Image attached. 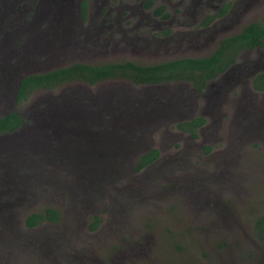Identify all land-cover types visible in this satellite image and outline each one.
<instances>
[{
	"label": "rangeland",
	"instance_id": "1",
	"mask_svg": "<svg viewBox=\"0 0 264 264\" xmlns=\"http://www.w3.org/2000/svg\"><path fill=\"white\" fill-rule=\"evenodd\" d=\"M82 2L70 0L75 22ZM261 19L264 8L248 23ZM9 31L2 29L0 42ZM202 49L197 54L211 50ZM170 56L157 51L138 58L152 63ZM40 62L13 72L8 90L10 82H0V115L16 108L28 119L19 132L0 137V264H264V241L252 236L264 211V102L253 108L250 98L232 100L234 92H225L217 108L214 93L203 97L210 102L208 121L195 138L177 127L205 110L206 101L187 97L188 82L164 87L165 98L146 97L152 90L127 80L73 83L37 90L18 104L16 78L44 71ZM135 89L142 96L128 98ZM79 92L85 100H60ZM57 107L68 108L64 117L49 114ZM21 141L38 149L37 161L11 149ZM152 148L159 160L137 171L139 156ZM197 173L210 179L203 192L184 187V177ZM206 201L216 213L205 209ZM47 205L62 211L61 220L29 229L26 216ZM95 216L102 221L94 231Z\"/></svg>",
	"mask_w": 264,
	"mask_h": 264
},
{
	"label": "flooded vegetation",
	"instance_id": "2",
	"mask_svg": "<svg viewBox=\"0 0 264 264\" xmlns=\"http://www.w3.org/2000/svg\"><path fill=\"white\" fill-rule=\"evenodd\" d=\"M110 1L103 0L98 4V0L92 2L83 0L81 3L83 14L75 22L71 16L70 0H0V35L2 29H10L9 34L2 37L4 42H0V82L1 85L10 82L9 86L2 87L8 90L13 72L20 67L29 66L30 62L36 60H40L48 67L40 72H25L18 76V79H23L31 73H43L76 63L95 67L107 63L124 65L130 63L149 67L176 59L207 57L221 47L225 38L236 36L246 26L255 22L264 25L262 19L248 23L253 12L255 13L258 8H264V0H135L131 4L117 0L122 4L115 8L109 4ZM105 5L107 7L102 11ZM112 9L115 12L111 13ZM104 14L105 16H102ZM233 31L236 33H232ZM208 46L211 49L208 53L197 54V51ZM233 47H230V51L237 52ZM157 51L171 56L152 63L140 61L138 58L156 54ZM179 51H182L181 55ZM227 51L229 50L226 49ZM114 53L125 55L126 58L115 61H105L101 58L103 55ZM176 53L179 56H176ZM65 59L69 61L65 62ZM41 62L37 64L43 65ZM261 74H264V46H255L239 50L236 61L215 79L207 80L201 90L196 88L192 81L181 80L172 83L188 82L191 88L187 86L185 88L187 97L200 98L199 102L206 101L205 110L197 101L192 104L196 109L201 107V113L196 117H203L206 123L210 102L203 97L207 99V95L212 93L215 98L218 97L217 108L221 105L220 96L224 97L225 92H234L232 100L250 98L255 104H252V107L259 109L260 107L256 105L264 102V90L258 89L256 84L264 80L258 79L256 84L254 81ZM111 80H127L134 85L148 87L147 91L152 90L153 94H148L146 97L156 94L159 98L166 97L163 88L172 84L171 82L137 83L133 79L123 77L105 78L96 84ZM73 83H86L92 86L89 82L78 80L68 81L64 86ZM123 91L125 90H119L118 95L123 97L125 95ZM79 94L75 97L63 94L60 100L72 102L74 98H86L82 93ZM142 94L135 89L134 94L128 95V98H140ZM125 99L127 101L126 97ZM257 112L259 111H252V113ZM185 119L182 122L194 118L185 117ZM203 125L198 126L197 130ZM159 158L160 156L148 167L157 163ZM184 178L189 184L185 185V188L188 189L192 184L191 187L199 189V192L205 187V181H210L209 178L204 179L201 173ZM205 203V209L210 208L212 213H216L213 211H217L216 207L207 201Z\"/></svg>",
	"mask_w": 264,
	"mask_h": 264
},
{
	"label": "trees",
	"instance_id": "3",
	"mask_svg": "<svg viewBox=\"0 0 264 264\" xmlns=\"http://www.w3.org/2000/svg\"><path fill=\"white\" fill-rule=\"evenodd\" d=\"M232 46L236 48L235 51L237 52L230 51V47ZM255 46H264V25L259 22L246 26L242 32L236 36L225 38L222 41L221 47L215 53L207 57L176 59L149 67H141L130 63L128 65L107 63L100 67L76 63L69 67H62L43 73H31L21 79L18 85L16 102L20 104L29 100L32 94L37 90H58L68 81L78 80L95 85L100 80L112 77L130 78L137 83H172L187 80L192 81L194 86L201 90L202 87L206 85L207 80L215 79L218 75L226 71L231 63L236 61L239 50L254 48ZM226 49L229 51L226 52ZM258 79L264 80V74L255 78V84ZM263 82L256 84V87L260 90H264ZM27 121L28 119L24 116V113L16 108L4 115H0V137L5 135L10 136L19 132ZM204 123L205 119L203 117H196L193 120L180 122L177 127L189 132L196 138L198 137L197 127ZM12 137L13 136H11V138ZM13 143L14 145L11 146L12 150H20L23 154H26L28 158H34L35 161L38 160V152H33L38 149L29 146L28 150V145L26 144L25 146L24 141ZM159 156L160 151L158 148H152L142 153L138 158L136 170L141 171L148 167V165L154 163ZM61 217L62 211L60 209L52 205H47L42 211H34L28 214L25 223L29 229H33L45 222L57 223L61 220ZM101 221V217H93L90 229L94 231L97 230ZM252 236L257 237L260 241H264V211L258 215L254 222V234H252Z\"/></svg>",
	"mask_w": 264,
	"mask_h": 264
},
{
	"label": "water",
	"instance_id": "4",
	"mask_svg": "<svg viewBox=\"0 0 264 264\" xmlns=\"http://www.w3.org/2000/svg\"><path fill=\"white\" fill-rule=\"evenodd\" d=\"M21 79H22V78H20V79H18V80L15 81V83H16L17 86L20 84ZM67 109H68V108H62V109H61V108L57 107L55 110H51V111L49 112V114H52L53 117H54V116H62V117H64V116L66 115V113H67ZM40 138H41V137L37 135V137H36L37 142L39 141ZM39 142H40V141H39ZM40 143H41V142H40ZM39 146H40V145H39ZM40 148H41V147H40ZM40 150H41V149H40Z\"/></svg>",
	"mask_w": 264,
	"mask_h": 264
}]
</instances>
